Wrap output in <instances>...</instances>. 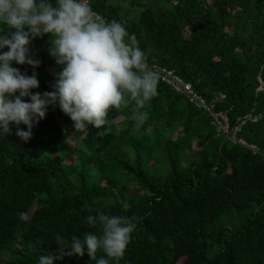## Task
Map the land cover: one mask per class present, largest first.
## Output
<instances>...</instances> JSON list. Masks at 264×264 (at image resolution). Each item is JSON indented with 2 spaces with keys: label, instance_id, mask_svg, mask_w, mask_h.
I'll return each mask as SVG.
<instances>
[{
  "label": "trees",
  "instance_id": "obj_1",
  "mask_svg": "<svg viewBox=\"0 0 264 264\" xmlns=\"http://www.w3.org/2000/svg\"><path fill=\"white\" fill-rule=\"evenodd\" d=\"M88 3L134 34L147 62L174 70L232 125L260 116L240 135L264 150V0ZM29 47L40 66L13 67L37 73L33 93L53 91L62 69L49 37ZM134 109L130 100L109 111L114 123L76 132L59 106H50L27 143L15 125L0 136V264H39L41 255L58 252L57 235L69 242L88 232L101 236L86 219L99 213L136 217L123 258L109 264H264V160L217 136L204 114L162 83L139 128ZM56 264L96 261L85 252Z\"/></svg>",
  "mask_w": 264,
  "mask_h": 264
},
{
  "label": "clouds",
  "instance_id": "obj_2",
  "mask_svg": "<svg viewBox=\"0 0 264 264\" xmlns=\"http://www.w3.org/2000/svg\"><path fill=\"white\" fill-rule=\"evenodd\" d=\"M0 23L5 26L0 28V50L8 49L0 51V136L12 135L10 125H15V135L27 143L48 108L57 105L76 132L114 123L106 119L109 111L127 108L130 100L136 127L148 119L142 110L157 95L158 74L146 63L136 36L122 23L106 21L88 0H55V5L51 0H0ZM43 36L49 37L48 51L62 70L55 75L54 90L41 94L31 91L39 87L37 73L28 76L13 64L38 68L41 62L29 45ZM19 217L28 219L23 212ZM86 219L91 227L99 226L101 236L88 232L82 240L73 236L69 242L57 235L58 252L41 255L39 264H56L65 256L82 258L85 252L96 264L122 259L137 228L136 217L99 213ZM98 251L108 259H97Z\"/></svg>",
  "mask_w": 264,
  "mask_h": 264
},
{
  "label": "built area",
  "instance_id": "obj_3",
  "mask_svg": "<svg viewBox=\"0 0 264 264\" xmlns=\"http://www.w3.org/2000/svg\"><path fill=\"white\" fill-rule=\"evenodd\" d=\"M53 1L55 2V0ZM146 63L153 72L158 74V83H162L171 88L176 94L183 97L189 105L208 118L209 124L213 127L217 136L222 137L231 145L246 149L252 156H259L264 160V150L260 149L256 144L247 142L240 135L242 127L246 123H256L260 119V116L247 115L246 117L237 119L235 124L232 125L226 112L216 110L214 102H208L194 90L191 83L184 81L174 70L155 63H149L147 61ZM260 89L258 88V90ZM220 98H223V96L221 95Z\"/></svg>",
  "mask_w": 264,
  "mask_h": 264
},
{
  "label": "rangeland",
  "instance_id": "obj_4",
  "mask_svg": "<svg viewBox=\"0 0 264 264\" xmlns=\"http://www.w3.org/2000/svg\"><path fill=\"white\" fill-rule=\"evenodd\" d=\"M148 1H151V0H147V2H148ZM127 5H128V4H127ZM125 8H126V4H125ZM136 10H137V9H134L133 12H135ZM50 71H52V70H50ZM50 71H49V72H50ZM120 120H121L120 117H118V118L116 119V121H120Z\"/></svg>",
  "mask_w": 264,
  "mask_h": 264
}]
</instances>
